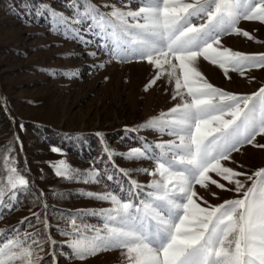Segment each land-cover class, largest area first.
<instances>
[{
    "label": "snow or ice",
    "instance_id": "snow-or-ice-1",
    "mask_svg": "<svg viewBox=\"0 0 264 264\" xmlns=\"http://www.w3.org/2000/svg\"><path fill=\"white\" fill-rule=\"evenodd\" d=\"M132 2L72 0V14L66 15L39 0L38 15L47 14L53 30H63L66 37L84 40L83 32L92 33L121 62L146 61L156 74L145 91L164 77L173 84L172 99L180 102L142 125L172 139L122 154L130 161L152 160L151 170H139L152 179L141 184L132 178L131 169L116 165L117 153L107 145L85 173L64 159L54 162L57 176L86 184L112 181L114 176L100 167L110 166L127 178L129 187L81 192L110 206L62 214L66 225H56L62 240L52 235L47 214L41 219L40 212L0 227V264H47L48 258L59 264L58 248L65 259L81 261L119 250L122 264H264V167L240 171L244 166L234 159L246 146L264 150V85L247 94L226 91L197 66L203 59L229 79V71L245 76L264 69V52L234 51L223 43L231 35L256 39L240 24H264V0H135V9ZM0 169L2 219V210H15L18 193L30 181L27 169L17 167L11 146L0 156ZM213 186L233 192L234 198L212 204L197 190L217 196ZM89 217H99L101 224L88 223Z\"/></svg>",
    "mask_w": 264,
    "mask_h": 264
},
{
    "label": "rangeland",
    "instance_id": "rangeland-1",
    "mask_svg": "<svg viewBox=\"0 0 264 264\" xmlns=\"http://www.w3.org/2000/svg\"><path fill=\"white\" fill-rule=\"evenodd\" d=\"M45 2L58 12L72 14L69 8L72 0ZM93 2L100 5L119 3V0ZM38 5L39 0H0V105H3L0 107V156L11 146L17 167L27 169L30 181L28 188L18 193L15 210H2L0 227L15 226L31 212H40L41 219L47 214L52 235L62 240L65 237L56 231V225L63 228L67 223L66 219H61L62 214L110 206L81 192L116 191L118 185L125 188L129 185L126 177L103 164L100 167L114 179H105L99 184L59 177L52 164L64 159L74 169L85 173L101 158L107 145L117 153L116 165L131 169L132 178L146 184L152 178L139 170H151L154 162L150 159L130 161L122 154L172 139L142 125L180 100L172 99L173 84L167 83V77L145 91V85L156 74V69L146 61L121 62L112 58L99 46L100 38L90 32H83L84 40H79L66 37L63 30L54 31L51 18L47 14L38 15ZM132 7H138L135 0ZM240 27L256 39L231 35L223 39L225 46L245 53L264 52V24L241 22ZM93 52L96 55L90 54ZM101 63L102 68L98 67ZM197 66L209 82L226 91L247 94L264 85V69H253L245 76L229 71V79L219 66L203 59ZM97 133H103V137ZM54 147L60 152H53ZM234 159L244 166L237 170L255 171L264 167V150L246 146L241 153L234 154ZM229 166L236 167L235 164ZM197 190L212 204L235 195L214 186L211 191L217 196L199 187ZM87 222L101 224L99 217H89ZM32 223L36 224L35 219ZM68 251L63 248V252ZM57 254L59 264H122L119 250L104 251L84 261L65 259L59 248ZM47 264H51L50 258Z\"/></svg>",
    "mask_w": 264,
    "mask_h": 264
}]
</instances>
